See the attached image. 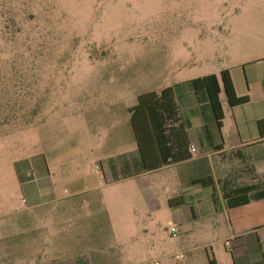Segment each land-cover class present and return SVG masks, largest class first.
Instances as JSON below:
<instances>
[{
  "label": "rangeland",
  "instance_id": "1",
  "mask_svg": "<svg viewBox=\"0 0 264 264\" xmlns=\"http://www.w3.org/2000/svg\"><path fill=\"white\" fill-rule=\"evenodd\" d=\"M260 26L264 0H0L4 246L22 239L17 226L32 215L19 212L41 188V200H59L41 209L53 218L35 264H207L204 248L185 252L167 203L174 169L147 177L156 201L144 178L113 181V167L138 154L130 109L140 95L218 73L231 32ZM74 192L87 194L66 199ZM84 201L95 203L89 218ZM65 202L79 204L71 249ZM216 222L207 239L216 262L232 264Z\"/></svg>",
  "mask_w": 264,
  "mask_h": 264
},
{
  "label": "crops",
  "instance_id": "2",
  "mask_svg": "<svg viewBox=\"0 0 264 264\" xmlns=\"http://www.w3.org/2000/svg\"><path fill=\"white\" fill-rule=\"evenodd\" d=\"M231 33L234 40L226 61L219 66L218 73L210 75L218 76L228 70L236 94L248 97L249 102L230 108L223 101L225 116L219 127L204 91L196 92L191 81L174 86L179 124L187 135L191 158L132 178H144L145 186L158 201L147 177L174 169L179 190L175 196L168 191L166 200L172 209L178 210L177 224L187 254L204 248L207 264H210V259L218 264L211 247L213 243L209 237L207 239L211 233L207 229V221L217 218L216 230H219L220 240L224 245L227 241L232 243V250L227 251L232 254V264H264V199L238 206L228 205V194L231 197L236 190L264 183V26L245 28L241 36L236 31ZM191 145L197 149L196 153L190 151ZM43 192L41 188L34 189L29 207L22 212L17 211L32 215L31 223L17 226L18 236L22 237L17 246H4V207H0V264L16 263V258L22 257L31 259L30 264H35L42 234L49 230L46 222L53 218L51 211L42 213L41 209L56 205L59 200L55 196L43 201ZM51 193L56 194V190ZM85 194L87 192L68 193L66 199ZM94 204L88 201L82 203L88 218ZM64 205L69 211V226L64 239L68 241V249H71L74 237L71 216L74 209H79V204L65 202ZM177 257L181 259L179 255ZM219 264H223L220 259Z\"/></svg>",
  "mask_w": 264,
  "mask_h": 264
},
{
  "label": "trees",
  "instance_id": "3",
  "mask_svg": "<svg viewBox=\"0 0 264 264\" xmlns=\"http://www.w3.org/2000/svg\"><path fill=\"white\" fill-rule=\"evenodd\" d=\"M191 85L196 92L204 91L207 94L219 127L225 116L223 101L230 108L249 102L248 97L236 94L228 70L222 71L218 76L213 74L194 79ZM178 108L172 87L165 88L160 93L149 92L138 97V104L130 109V113L139 151L132 160H126L125 173H121L125 167L118 163L113 167V181L129 179L191 158L187 135L179 124ZM259 199H264V183L236 190L231 197L228 194V205H244ZM209 262L216 264L214 259Z\"/></svg>",
  "mask_w": 264,
  "mask_h": 264
},
{
  "label": "built area",
  "instance_id": "4",
  "mask_svg": "<svg viewBox=\"0 0 264 264\" xmlns=\"http://www.w3.org/2000/svg\"><path fill=\"white\" fill-rule=\"evenodd\" d=\"M190 151L192 153H196L197 149L195 148V146L191 145L190 146ZM172 234H173L174 237L177 236V229L176 228H172ZM225 248L227 249V251L230 252L232 250V243L230 241H227L225 243ZM177 258H179V257H177ZM151 264H160V262H159V260H155Z\"/></svg>",
  "mask_w": 264,
  "mask_h": 264
}]
</instances>
